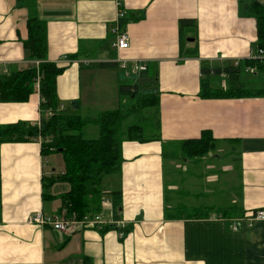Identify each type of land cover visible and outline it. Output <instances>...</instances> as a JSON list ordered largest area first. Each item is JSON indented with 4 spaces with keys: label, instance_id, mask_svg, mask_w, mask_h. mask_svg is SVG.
<instances>
[{
    "label": "crops",
    "instance_id": "0c3cea01",
    "mask_svg": "<svg viewBox=\"0 0 264 264\" xmlns=\"http://www.w3.org/2000/svg\"><path fill=\"white\" fill-rule=\"evenodd\" d=\"M27 3H33L37 17L46 25L47 61L64 70L57 78L61 109L80 117V111L92 107L103 106L97 115L116 110L120 73L117 83L115 70L125 72L119 60L129 66L140 63L147 67L145 75L158 81L160 130L153 141L122 143L121 173L103 183L105 197L114 190L120 192L121 206L115 212L108 198V204L101 203V212L96 215L111 228L83 229L71 236L28 223L36 212L60 213L58 198L69 186L54 185L49 191L54 199L45 202L43 178L63 174L64 162L51 164L49 159L56 154L43 157L40 138L2 143L0 264H264V222L233 231L226 220L214 215L175 219L171 216L179 207L166 196L167 187L173 191L178 188L177 182H165L166 149L174 148L170 157L179 171L182 142L209 132L219 142L218 151L195 160H221L226 154L230 163L223 174L237 179L238 185L233 207L243 216L264 208V97H201L202 82L224 90L229 86L225 75L203 76L205 66L236 67L249 59L257 42L256 19L241 12L239 0ZM121 10L129 17L126 34L130 47L118 52L111 37ZM28 17L26 5L0 0V74L39 64L28 58L24 47L29 37ZM183 20L195 21L196 27L180 29ZM112 63L115 68L99 67ZM40 104L38 82L27 102H0V138L1 129L8 125L39 126ZM91 131L96 134L95 129ZM212 176H206L208 183L215 180ZM121 223L130 230L124 240L116 230Z\"/></svg>",
    "mask_w": 264,
    "mask_h": 264
},
{
    "label": "trees",
    "instance_id": "16d2710c",
    "mask_svg": "<svg viewBox=\"0 0 264 264\" xmlns=\"http://www.w3.org/2000/svg\"><path fill=\"white\" fill-rule=\"evenodd\" d=\"M18 6H27L29 17L27 28L29 37L24 42L25 51L31 61H37V67L25 71H13L10 74H0V102L25 103L34 92L36 83L39 84L41 96L40 112L42 115L39 126L26 123L8 125L1 129L0 145L5 142H26L42 139L41 154L48 157L60 154L65 165L64 173L59 176L43 178L45 202L54 197L49 195L50 189L58 184L69 185V191L58 199L61 202L60 211H66L68 216L75 215L78 220L93 217L101 212L103 183L106 179L119 176L122 169V143L135 141L145 143L158 138L160 123L159 98L160 92L156 79L136 78L131 86H120L119 107L113 111L101 112L95 118L88 120L78 115H72L66 109H61L57 96V78L63 69L47 61L48 40L46 25L37 17L35 7L27 0H17ZM243 14L253 17L257 22V42L252 48L254 53L260 50L264 54V0H239ZM129 23L128 15L121 20L120 27L125 29ZM196 27L193 20L180 21L183 27ZM115 63L100 64V68H115ZM248 67L256 68L258 74L264 75V66L260 61L244 60L238 66L227 68L202 69L203 76L229 78V86L213 88L211 84L202 82L201 97L203 99H242L264 97L262 89H248V84L240 81L243 71ZM264 85V80L262 81ZM127 97L128 99H126ZM137 97H139L137 99ZM126 99V100H125ZM136 101L134 102L133 100ZM131 100V105L127 102ZM63 108V107H62ZM149 111V115H147ZM95 129L94 137L88 136ZM219 142L211 133L203 132L199 139L182 142L180 155L186 159H203L218 151ZM179 156V155H178ZM120 192L114 190L106 197L113 202L115 212H118L121 201ZM199 212H173L175 219H207L211 215L226 220L228 225L231 218L243 217L236 207L216 208L201 207ZM231 220V221H230ZM111 228L110 226H104ZM123 234L124 240L129 233V227L116 228Z\"/></svg>",
    "mask_w": 264,
    "mask_h": 264
},
{
    "label": "rangeland",
    "instance_id": "374dc122",
    "mask_svg": "<svg viewBox=\"0 0 264 264\" xmlns=\"http://www.w3.org/2000/svg\"><path fill=\"white\" fill-rule=\"evenodd\" d=\"M117 69V68H116ZM119 70V69H118ZM118 77H116L117 83L119 82L120 73V86H131L135 83L136 78L139 76L126 77L125 72L122 70L116 71ZM143 77H147L145 73L140 74ZM217 80V79H214ZM264 80V75L262 74H250L243 71L240 77V81L248 84V89H262L264 85L260 84ZM110 86H112V81H109ZM128 99L127 97H125ZM139 97H137L138 99ZM125 99V100H126ZM134 102L136 101L133 100ZM131 100L127 102V106L131 105ZM118 106H115L116 109ZM103 109L101 107H92L87 111H80V115L83 119L88 120L96 117L97 113ZM90 132H92L90 130ZM92 136L88 133L87 137ZM94 137V135L92 136ZM174 148L168 147L166 149L165 155V182L170 185L177 182V190L173 191L167 187V201L172 203L173 201L179 207L177 212L193 214L199 212L201 207H219V208H230L234 205L232 204L233 196L238 191L237 179L231 180L230 175H224L223 169L227 166L229 162L226 159V154L222 155L221 160L210 159L208 161L194 160L182 158L178 162V166L181 167L179 171L174 169L171 161V151ZM51 164L59 162L63 164V158L60 154H56L54 157L49 159ZM212 174L215 177L213 182H207L206 176ZM217 177H216V176ZM237 176V174L235 173ZM233 174V177H235ZM176 178V179H175ZM216 181H219L218 183ZM233 181V182H232ZM69 186V185H68Z\"/></svg>",
    "mask_w": 264,
    "mask_h": 264
},
{
    "label": "built area",
    "instance_id": "2783aa9c",
    "mask_svg": "<svg viewBox=\"0 0 264 264\" xmlns=\"http://www.w3.org/2000/svg\"><path fill=\"white\" fill-rule=\"evenodd\" d=\"M126 12L121 10L119 12V19L117 21V27L112 32L111 41H113V47L119 51L128 50L130 47V39L126 34V28L121 29L120 22L126 17ZM249 60L260 61L264 66V54L260 50L257 53L251 52ZM121 68L125 70L126 77L139 76L140 74L147 72V67L143 64L136 63L129 66L124 60H119ZM247 73L256 74V68L248 67ZM108 197H103L102 204H108ZM264 222V208L255 211L247 212L242 218L234 220L230 223V229L233 231H239L242 228H250L255 222ZM28 223L40 227H50L55 231L62 232L68 236L74 235L83 229H100L102 230L106 226V222L103 221L99 216L86 217L83 220H78L75 215L68 216L66 211H62L58 214L48 215L42 212H36L29 216ZM119 228H124L126 225L119 224ZM123 234L120 235V238Z\"/></svg>",
    "mask_w": 264,
    "mask_h": 264
},
{
    "label": "water",
    "instance_id": "95a60500",
    "mask_svg": "<svg viewBox=\"0 0 264 264\" xmlns=\"http://www.w3.org/2000/svg\"><path fill=\"white\" fill-rule=\"evenodd\" d=\"M188 41H193V40H188ZM72 104H73V105H76V102H73Z\"/></svg>",
    "mask_w": 264,
    "mask_h": 264
}]
</instances>
